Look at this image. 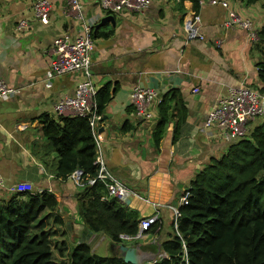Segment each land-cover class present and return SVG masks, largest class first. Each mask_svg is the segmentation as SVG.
Returning a JSON list of instances; mask_svg holds the SVG:
<instances>
[{"label":"crops","instance_id":"0c3cea01","mask_svg":"<svg viewBox=\"0 0 264 264\" xmlns=\"http://www.w3.org/2000/svg\"><path fill=\"white\" fill-rule=\"evenodd\" d=\"M33 1L0 0V76L17 88L14 95L0 98V200L14 192L9 187L22 182L29 184L26 190L30 192L51 191L58 200L66 232L70 237L80 233L73 241L80 240L86 228L75 198L80 190L79 177L71 174L61 179L55 175L54 158L45 153L39 115H57L56 101L72 94L83 77L80 72H68L47 83L53 39L62 33H85L87 25L94 32L112 29L107 37L93 38V83L97 89L109 84L111 91L102 111L104 117L98 123L103 129L98 131L97 127L96 132L107 167L132 191L126 205L141 217L158 213L159 229L138 238L141 251L149 259L159 251L156 245L173 232L170 205H178L190 179L212 155L219 156L226 150V143L208 137L201 129L206 111L229 86L244 82L260 87L256 61L263 54L243 29L222 27L226 9L208 0L199 3L197 10L204 38L188 41L182 22L195 10L191 0H151L143 11L113 13L114 24L105 21L96 29L95 23L107 14L97 0H81L80 19L68 10L66 0H49L47 22L33 16ZM228 3L239 14L252 18L258 28L264 24V0ZM20 17L28 18L30 24L16 33L14 26ZM138 82L156 90L152 119H139L133 114L129 92ZM193 87L199 90L193 91ZM170 89L186 105L185 120L174 139V96L170 108L173 120L164 124L156 147L153 129L159 119L158 103ZM124 122L131 127L123 130ZM96 234H90L87 241L90 243ZM101 236L109 241L105 234Z\"/></svg>","mask_w":264,"mask_h":264},{"label":"trees","instance_id":"16d2710c","mask_svg":"<svg viewBox=\"0 0 264 264\" xmlns=\"http://www.w3.org/2000/svg\"><path fill=\"white\" fill-rule=\"evenodd\" d=\"M191 1L197 11L199 0ZM111 31L92 29L91 35L107 37ZM258 36L253 44L263 54L256 67L262 83L258 88L264 90V24L258 29ZM173 92L174 89L167 91L158 103L159 119L153 129L156 147L164 124L173 120ZM110 97L109 84L97 89L95 99L100 114ZM175 100L174 139L186 114L183 99L177 95ZM39 123L46 139L45 153L54 158L55 175L66 179L80 170V190L75 198L89 235L103 233L116 244L137 243V238L127 240L121 234L134 235L143 217L117 197L107 196L100 179L89 182L97 173L98 163L88 118L44 112L39 115ZM130 127L126 122L122 125L123 130ZM186 189L190 195L188 203L179 206L177 227H173L172 219V234L159 242L164 254L151 264H264V118L227 144L221 155H212L195 172ZM57 203L55 194L46 189L14 191L0 200V264H57L52 257L50 230L46 229L49 221L57 226L64 224ZM149 230L155 232V226ZM65 247L68 258L64 264H134L119 254L94 252L87 240L68 247L65 239H60L59 252Z\"/></svg>","mask_w":264,"mask_h":264},{"label":"built area","instance_id":"2783aa9c","mask_svg":"<svg viewBox=\"0 0 264 264\" xmlns=\"http://www.w3.org/2000/svg\"><path fill=\"white\" fill-rule=\"evenodd\" d=\"M100 6L107 13L119 14L122 12H140L145 10L151 0H97ZM212 4L219 3L226 9V16L222 20V27L230 28L237 26L243 29L250 41L255 42L258 39V27L252 18L239 14L228 3V0H208ZM203 0H199L202 3ZM67 8L73 15L80 19L83 17V4L81 0H66ZM49 0H34L32 3L33 16L36 19L47 22L50 13ZM201 16L198 11L194 10L189 18L184 19L182 28L185 40L203 39L204 34L200 31ZM29 20L26 17L18 18L14 31L21 33L29 27ZM92 27L85 26V33L70 36L62 33L53 39L50 51L49 68L46 73L50 84L51 78L54 76L68 73L80 72L82 79L76 84L72 94L65 95L58 99L54 104V110L58 114L81 115L86 116L94 133L96 142L95 161L98 163L97 173L94 178H90L89 182L93 183L95 179L104 182L107 189V196H115L121 201L125 197L130 196L132 191L123 184L107 167L103 159L99 138L97 136V127L101 121V115L97 111L96 93L97 87L93 83L91 70V55L94 48L93 38L91 36ZM193 91H198V87H193ZM17 88L7 83L0 76V98L6 99L14 95ZM130 101L133 106V114L139 119L154 118L151 106L157 97L155 88L143 83L133 84L129 92ZM264 118V90L258 87L240 82L237 86H229L226 92L221 95L206 111L201 123V129L206 131L208 137L212 139L222 140L229 144L245 135L252 123L257 119ZM80 170L74 171L72 175L79 177ZM3 179L0 174V185ZM29 187L27 182L17 183L9 187L11 191H20ZM190 191L185 189L179 196L178 205H170L173 214V227H177V218L181 212L179 206L188 203ZM140 197V195H138ZM104 197V196H103ZM158 213L154 211L150 215L143 217L138 223V230L134 235L121 234L125 238H141L150 231L149 228L157 224ZM156 224V225H155ZM164 254V253H163Z\"/></svg>","mask_w":264,"mask_h":264},{"label":"rangeland","instance_id":"374dc122","mask_svg":"<svg viewBox=\"0 0 264 264\" xmlns=\"http://www.w3.org/2000/svg\"><path fill=\"white\" fill-rule=\"evenodd\" d=\"M259 120L260 119H257L254 122H257ZM172 219H173V214H172ZM48 225H50V226L47 227L46 229L50 230V232H49L50 233V239L52 240V242H51L52 257L57 260V264L58 263L64 264V262L68 258V251L66 250V247H65V248H63L62 253L59 252V249H58L59 240L65 239L66 245L67 246L69 245V247H71L75 244L73 241V238H78L80 236V233H77L76 235H72L70 237L69 233H67V232L63 234V232L67 231L65 225L64 226L63 225L57 226L56 223L54 224L51 221L48 222ZM165 227L169 228V226H167V225H165ZM53 229H56L57 232L53 233V231H55ZM171 229H172V227H171ZM101 235H102V233H98V234L94 235L91 240H89L91 249L94 252H97L98 254H101V255L119 254L118 244L111 242L110 240L108 241L107 238L103 239V236H101ZM99 239H101L100 243L97 244L96 242ZM156 246L158 248L159 245H156ZM144 255H145V253H144ZM161 255H162V251L160 250V247H159V251L155 252V254L152 257H150L149 259L148 258L144 259V264H151L152 261H154L155 259H157Z\"/></svg>","mask_w":264,"mask_h":264},{"label":"water","instance_id":"95a60500","mask_svg":"<svg viewBox=\"0 0 264 264\" xmlns=\"http://www.w3.org/2000/svg\"><path fill=\"white\" fill-rule=\"evenodd\" d=\"M105 21H110L112 24H114L115 23L114 15L111 13H107V14L103 15V17H101L99 22L95 23L94 29L98 28V26ZM103 117L104 116L101 115V119ZM102 129H103V126L98 127V131H101ZM129 201H130L129 197L124 198L125 203H129ZM86 232H87L86 229H84L82 236L80 238L81 241H86L88 239L89 235ZM118 248H119V255H121L125 261L131 262L134 264H143L144 263L145 258L143 256V252L141 251L140 246L138 244L129 245V244H125V243H120V244H118Z\"/></svg>","mask_w":264,"mask_h":264},{"label":"clouds","instance_id":"9594fccd","mask_svg":"<svg viewBox=\"0 0 264 264\" xmlns=\"http://www.w3.org/2000/svg\"><path fill=\"white\" fill-rule=\"evenodd\" d=\"M127 197H129L130 198V196H127ZM122 202H124V200L122 201ZM125 203V202H124ZM126 204V203H125ZM151 232V231H150ZM122 236V235H121ZM123 237V236H122ZM123 238H125V237H123ZM125 239H127V240H130L131 238H125ZM137 240H138V238H137ZM138 243V242H137ZM136 243V244H137ZM125 244H127V243H125ZM131 245V244H130ZM133 245H135V244H133ZM162 255H163V252H162Z\"/></svg>","mask_w":264,"mask_h":264},{"label":"bare ground","instance_id":"6f19581e","mask_svg":"<svg viewBox=\"0 0 264 264\" xmlns=\"http://www.w3.org/2000/svg\"><path fill=\"white\" fill-rule=\"evenodd\" d=\"M143 256H144V258H147V257H146V254L144 255V252H143Z\"/></svg>","mask_w":264,"mask_h":264}]
</instances>
